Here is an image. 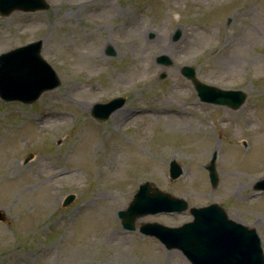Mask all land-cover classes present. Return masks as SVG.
Returning <instances> with one entry per match:
<instances>
[{"label": "rangeland", "instance_id": "obj_1", "mask_svg": "<svg viewBox=\"0 0 264 264\" xmlns=\"http://www.w3.org/2000/svg\"><path fill=\"white\" fill-rule=\"evenodd\" d=\"M47 2L0 17V53L41 39L61 80L30 105L0 99V264H189L137 230L181 225L187 210L122 228L117 211L145 181L188 207L219 204L255 229L264 255V192L253 190L264 177V0ZM183 66L245 102H201ZM115 96L125 98L119 113L90 117ZM213 153L215 187L205 169ZM171 160L182 170L174 180Z\"/></svg>", "mask_w": 264, "mask_h": 264}, {"label": "water", "instance_id": "obj_2", "mask_svg": "<svg viewBox=\"0 0 264 264\" xmlns=\"http://www.w3.org/2000/svg\"><path fill=\"white\" fill-rule=\"evenodd\" d=\"M49 4L45 0H0V17H6L13 11L35 12L46 10ZM180 32H176L177 39ZM41 40L14 48L0 54V98L5 101L18 100L24 103L34 102L43 92L60 85V80L53 68L41 57ZM112 54L111 50H107ZM157 61L169 64L165 57ZM182 74L192 81L202 101L238 108L245 100L241 91H222L215 87L201 84L195 78L191 67H183ZM164 74L161 75V78ZM124 103L123 98H114L106 104H96L92 116L105 120L110 113ZM26 159L25 161H27ZM211 185L215 186L217 177L213 161L207 166ZM170 173L176 178L179 167L172 162ZM264 190V180L255 187ZM73 199L68 196L64 204ZM187 204L167 193L143 183L134 194L128 208L119 213L125 229L135 228V219L157 212L182 211ZM193 221L178 228H167L155 223L140 226L139 231L159 239L168 249H179L191 264H264L260 241L253 229L228 219L225 211L217 204L201 208H191ZM0 220L4 215L0 211Z\"/></svg>", "mask_w": 264, "mask_h": 264}, {"label": "bare ground", "instance_id": "obj_3", "mask_svg": "<svg viewBox=\"0 0 264 264\" xmlns=\"http://www.w3.org/2000/svg\"><path fill=\"white\" fill-rule=\"evenodd\" d=\"M261 18L264 19V15H263V16L261 15ZM138 36H139V34L136 33V36H134V42H133V45L138 46V44H139V42H140V39H139ZM137 70H138V71H141L140 68H138ZM193 104H195V103H193ZM88 107H89V106H88ZM120 109H121V108H119L118 110H116L114 113H117V112L119 113ZM150 111H151V112H154V113L156 112V110H150ZM114 113H113V114H114ZM158 113L161 114V113H162V110H158ZM199 123H200V125L202 124V122H199ZM101 167H102V166H101ZM101 167H100V168H101Z\"/></svg>", "mask_w": 264, "mask_h": 264}]
</instances>
